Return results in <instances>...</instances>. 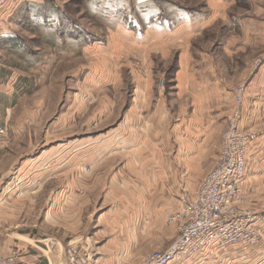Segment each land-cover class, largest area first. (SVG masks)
I'll list each match as a JSON object with an SVG mask.
<instances>
[{"label": "rangeland", "instance_id": "1", "mask_svg": "<svg viewBox=\"0 0 264 264\" xmlns=\"http://www.w3.org/2000/svg\"><path fill=\"white\" fill-rule=\"evenodd\" d=\"M43 1L49 7V12L44 15L38 13L37 9L25 15L26 10L22 9H26V2L21 3L5 19L0 14V23L16 33L19 48L35 61H26L21 51H18V56L9 54L0 44V76L9 72L6 68L16 66L19 68L12 72L16 71L21 77L15 92L17 97L10 108L12 115L6 126V134L0 137V193L4 191L0 199V256L20 250L32 256L40 255V262L45 254L52 259L53 264H62L63 260L59 263L58 257L64 259L66 246L72 244L94 254L95 260L100 240L95 241L93 236L97 228L101 227L99 225L96 228V216L106 210L105 203L101 202L105 192L119 191L128 196L147 192L143 189L172 188L178 184V200L183 193L193 196L202 179L213 168L201 177L196 174L185 175V171L180 168L170 176L168 170L164 169L167 164L150 163L153 159L149 154L137 156V161L132 157L131 161L129 156L123 155L96 160L95 151L91 152L95 141L101 140L102 136H109L111 129L122 124L138 100L135 80L124 67L126 54L121 49L119 30H133V33L135 31L142 36L145 30L152 27L146 19L155 10H159L171 26L175 20L178 24V13L189 11L195 17H206L211 9L208 0H149L144 2V12L139 7V0ZM151 4L153 7H150ZM155 4L158 9L154 7ZM223 4L222 20L238 15L243 19L264 21V0H223ZM59 14L68 23V33L73 28L75 35L78 28L80 37L60 36L62 27L57 30L48 28L35 20L42 17L44 23H56ZM219 21L206 29L202 36L191 40L189 46L193 53L206 54L215 61L219 59L217 48L227 35ZM58 38H61L60 44H54V39ZM108 48L110 52H107ZM149 54L154 74L153 89L156 91L155 96L150 98V106H165L172 123L188 117L191 105L185 98L184 102L180 101L185 107L180 106L172 73L179 46L167 59L152 50ZM248 56H239L245 75L238 76L234 85L230 84L235 79L233 75L223 77L227 86L233 88V104L236 87L243 84L246 88L264 63L262 55L254 54L250 59ZM243 102L247 123L252 122L251 127L243 130L254 132L257 137L264 134V109L256 112L257 122L252 119L254 113H249L253 112L252 90L247 91L245 99L243 96ZM1 105L9 107L11 102L5 99ZM227 119L219 135L220 147ZM19 127L22 131H15ZM86 141L88 152L85 150L82 153L79 146ZM253 151L255 154V149ZM47 154L50 155L44 157ZM87 154L90 161L95 158L91 168L86 165ZM48 158L55 160L49 169L36 165L31 168L29 177L18 176V171L26 164ZM147 170L155 176H147ZM68 197L73 198L70 204L65 203ZM245 198L248 199L246 208L258 214L264 212V201L259 202L257 199L255 202ZM176 210L164 217L165 226L174 234L172 242L178 236L177 226L169 224L167 217ZM50 240L55 242L51 251L48 254L40 251V245ZM56 245L62 252L60 256L57 252L53 253ZM161 250L146 252L136 264L145 255ZM94 262L103 263L102 260Z\"/></svg>", "mask_w": 264, "mask_h": 264}, {"label": "crops", "instance_id": "2", "mask_svg": "<svg viewBox=\"0 0 264 264\" xmlns=\"http://www.w3.org/2000/svg\"><path fill=\"white\" fill-rule=\"evenodd\" d=\"M139 1L141 3L138 5L143 11L144 2L149 0ZM23 2H26V9L22 6L20 8L26 10L25 15L35 9L43 15L49 12V7L43 0H12L7 5L0 6L1 17L3 19L8 17ZM152 4L150 7H153ZM208 4L211 9L208 16L195 17L189 11L185 14L178 13V24L175 20L171 26H169L168 19L161 15L159 10H155L146 19L152 27L145 30L142 36H140L141 33L123 30L119 27L120 24L117 25L120 28L121 49L126 54L124 67L135 80L136 99L138 100L133 104L134 108L127 113L122 124L111 129L112 134L102 136L101 140L95 141L93 144L95 147L91 149V152L95 151L96 160L123 155L129 156L128 159L131 161L132 158L137 161V156L142 157L149 154L153 159L150 160V163L163 162L164 164L165 162L167 164L164 169L168 170L167 173L170 176H173L171 174L180 168L185 171V175L196 174L201 177L213 167L220 154L219 135L222 126L234 105L233 88L231 85L227 86L223 77L229 78L230 74L233 75L235 79L230 84L234 85L239 79L238 76L245 75L244 65L240 62L239 56L249 55V58L251 55L259 54L264 57V21L243 19L238 15L228 16L229 18L222 20V8L225 6L223 0H208ZM154 7L158 9L157 4ZM173 14L176 13L173 12ZM38 18L35 20L44 25V18L40 17L41 21ZM46 18H48L47 15L45 20H47ZM217 19L222 23L227 35L221 37L222 42L217 48L220 52L219 59L215 61L214 58L212 59L206 54L193 53L189 45L191 40L202 36L206 29L214 26ZM141 21L143 20L141 19ZM134 34L138 36L136 35V37ZM54 41V44H60L61 38L54 39ZM17 43L16 33L4 28V25L0 23L1 48L16 56H18V51H21L24 53L26 61H32L33 58L25 55ZM178 46L179 54L176 56L175 68L172 72L176 94L182 108L185 105L180 101L184 102L185 98H188V104L190 103L191 106L188 117L180 118L177 122L172 123L165 106L159 104L154 107L150 106V98L155 96L156 91L153 89L154 74L151 71V58L148 53L152 50L155 54H160L162 58L167 59V56L171 55L175 47ZM108 51L110 52L111 49L108 48ZM18 68L10 66L6 68L9 72L0 76V127L6 128L12 115L10 108L17 97L15 92L21 81L18 73L12 72V70ZM257 71L258 73L254 75L255 77L246 87L244 94L245 99L247 91L252 90L253 112L249 113L254 114H252L253 118L250 114L249 116L250 119H254V122H257L258 113L256 114V112L264 109V63ZM102 78L103 76L99 77L100 80ZM5 99L11 102L9 107L1 105L2 100ZM133 109L139 112L135 113ZM259 118L261 121L263 120L261 116ZM240 119L242 129L251 127L252 122L247 123L245 103L241 107ZM153 126L154 131H152ZM15 131L21 132L22 128L19 127ZM64 146L66 147L65 144ZM79 150L82 153L86 150L87 153L88 142L81 143ZM255 152L254 156L246 161L243 193L255 202L258 201L257 199L260 200L259 202H263L264 134L257 137ZM49 155L44 157L47 158ZM51 158L45 161L35 160L26 164L18 171V176L29 177L31 168L36 165H43L42 167L49 169L55 161ZM86 158L88 159L86 165L91 168L95 158L90 161L88 154ZM67 166L69 167L66 164ZM147 171H149L145 173L147 176H155L152 171ZM48 172L50 174V171ZM179 188L178 184H175L172 188L143 189L147 192L128 196L119 191L105 192L101 202L105 203L106 210L96 216V228L99 225L101 227L97 228L93 236L95 241L100 240V245L96 248L99 252H97L98 255L95 254V260H102V264H136L137 260H140L146 252L165 249L174 239V234L170 228L165 226L164 217L165 214L177 209L176 194ZM3 193L4 191L0 193V199ZM72 200L73 198L68 197L65 203L70 204ZM255 226L260 230L262 238L254 247H227L224 249L209 247L193 259L171 264H264V212L258 214ZM52 247L44 248L40 245V251L48 254ZM53 251V253L57 252L59 256L62 255L57 245ZM17 252L21 261H30L35 255L32 256L27 251L18 250ZM51 260L44 254L43 260L39 264H53ZM95 260L94 254H90L87 264H96ZM58 262L65 264L64 259L59 257Z\"/></svg>", "mask_w": 264, "mask_h": 264}, {"label": "built area", "instance_id": "3", "mask_svg": "<svg viewBox=\"0 0 264 264\" xmlns=\"http://www.w3.org/2000/svg\"><path fill=\"white\" fill-rule=\"evenodd\" d=\"M12 0H0L5 6ZM243 84L234 92L235 107L227 119L220 154L213 168L206 174L193 196L183 193L179 208L167 217V222L177 226L178 236L165 250L145 255L138 264H171L193 257L209 247H254L262 238L255 226L258 213L245 207L248 199L243 193L246 161L254 155L257 135L243 130L241 107L245 92ZM6 128L0 127V137ZM44 248L55 246L50 240ZM40 255L30 261H21L18 252L0 256V264H39ZM87 250L69 244L64 252L65 264H87Z\"/></svg>", "mask_w": 264, "mask_h": 264}, {"label": "trees", "instance_id": "4", "mask_svg": "<svg viewBox=\"0 0 264 264\" xmlns=\"http://www.w3.org/2000/svg\"><path fill=\"white\" fill-rule=\"evenodd\" d=\"M64 18H62V15H58L57 16V22L56 23H49L48 21H46L47 23H44V25H46L48 28H53V29H63V33L60 34V36H63V37H68V38H78L81 36L80 34V30L77 28L76 31V34L74 35L75 31H73V28H72V31L68 33V28H67V24L66 22H64L63 20ZM43 25V26H44ZM75 30V29H74Z\"/></svg>", "mask_w": 264, "mask_h": 264}]
</instances>
